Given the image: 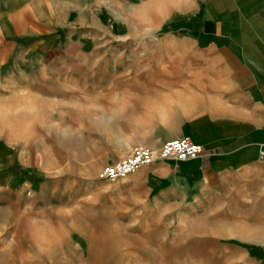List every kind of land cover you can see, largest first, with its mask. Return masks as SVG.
Segmentation results:
<instances>
[{"label":"rangeland","instance_id":"374dc122","mask_svg":"<svg viewBox=\"0 0 264 264\" xmlns=\"http://www.w3.org/2000/svg\"><path fill=\"white\" fill-rule=\"evenodd\" d=\"M151 2L0 0V166L27 182L0 218V264H264L262 168L185 197L150 185L165 160L99 178L134 147L117 150L127 125L157 121L109 97L156 78L162 32L184 29Z\"/></svg>","mask_w":264,"mask_h":264},{"label":"crops","instance_id":"0c3cea01","mask_svg":"<svg viewBox=\"0 0 264 264\" xmlns=\"http://www.w3.org/2000/svg\"><path fill=\"white\" fill-rule=\"evenodd\" d=\"M166 1L163 21L184 22V29L162 32L167 61L152 64L161 73L137 81L136 90L109 95L119 98V109L135 112L133 117L157 121L127 125L126 146L117 150L135 145L155 150L180 137L199 144L203 154L196 159L165 160L150 168V185L168 196H192L231 174L264 172V0H182L178 6ZM3 169L0 218L14 209L16 188L27 183Z\"/></svg>","mask_w":264,"mask_h":264},{"label":"built area","instance_id":"2783aa9c","mask_svg":"<svg viewBox=\"0 0 264 264\" xmlns=\"http://www.w3.org/2000/svg\"><path fill=\"white\" fill-rule=\"evenodd\" d=\"M202 154V147L191 141L188 137L166 140L157 150H152L144 145H136L128 154L113 163L104 165L100 171L99 178L113 181L134 172L142 165L156 160H192L200 157ZM260 158L264 160V152L260 154Z\"/></svg>","mask_w":264,"mask_h":264}]
</instances>
